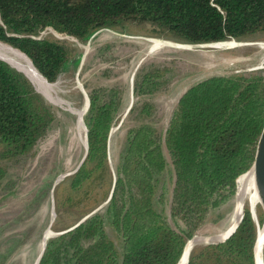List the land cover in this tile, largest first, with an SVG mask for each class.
I'll use <instances>...</instances> for the list:
<instances>
[{
	"label": "trees",
	"instance_id": "obj_1",
	"mask_svg": "<svg viewBox=\"0 0 264 264\" xmlns=\"http://www.w3.org/2000/svg\"><path fill=\"white\" fill-rule=\"evenodd\" d=\"M127 21L150 23L187 45L245 40L264 33V0H0V41L25 54L49 83L63 74L70 50L33 37L52 28L90 41L97 30ZM35 89L23 72L0 61V192L7 164L31 153L57 122L58 110ZM89 97L88 155L62 182L69 193L61 204L84 216L91 188L98 196L108 185L97 206L112 197L78 227L48 240L39 264H177L187 241L235 196L238 179L253 165L264 127V71L199 81L179 99L164 144L152 126L141 124L129 129L119 153L110 135L122 112L115 91ZM137 110L134 105L128 119ZM169 164L170 202L162 190ZM257 237L246 208L226 242L196 247L188 264H254Z\"/></svg>",
	"mask_w": 264,
	"mask_h": 264
},
{
	"label": "rangeland",
	"instance_id": "obj_2",
	"mask_svg": "<svg viewBox=\"0 0 264 264\" xmlns=\"http://www.w3.org/2000/svg\"><path fill=\"white\" fill-rule=\"evenodd\" d=\"M166 37L167 34L159 27L133 21H127L116 29H99L91 36L90 41H80L59 34L52 28L33 37L59 42L70 50L71 57L61 77L55 83L47 81L50 85H58L54 88V96L61 98L66 104L55 105L39 93L49 105L58 110L57 122L31 153L7 164L9 175L4 190L0 192V264H36L44 249L48 230L55 234L50 239L59 237L99 207L106 206L104 204L109 199L108 196L105 202L98 206L97 203L103 196L102 190L108 185L101 188L97 197L91 188L90 196L94 200L82 204L83 213L87 212L84 216H80L81 210L78 213L74 209V212L73 207L67 204L62 207L61 204L69 193L68 182H62L69 176L63 179L61 177L76 171L86 154L77 129L78 117L73 110H81L86 106V94L90 100L89 94L95 90L115 91L119 101L118 109L122 112L111 128L110 135L116 136L115 152L119 153L129 129L141 124L152 126L164 144L165 131L179 99L199 81L212 76L264 71V49L257 45L264 43V33L245 40H234L243 46L233 49L191 45V49L163 47L150 52L152 39L187 45ZM0 45L11 47L1 41ZM86 45H90V50L85 53L83 61L84 49L81 46ZM12 65L27 76L26 71ZM149 77L156 80L152 91L147 84ZM137 89L139 97L135 96ZM131 105L132 108L136 105L138 110L128 119L131 110L127 111ZM143 108L150 113L140 112ZM89 111L90 106L87 113L85 110L83 120ZM126 119L128 127L122 128ZM84 125L83 136L87 149L88 127L86 122ZM164 150L167 152L165 147ZM170 164L162 185V190L166 189L168 192V202L173 187ZM235 203L236 194L219 210L213 211L205 226L194 237L214 238L224 233L231 224ZM249 210L252 211L250 208ZM257 211L260 218H263L259 205ZM263 225L264 223L260 224ZM110 233L117 239L115 232L111 230Z\"/></svg>",
	"mask_w": 264,
	"mask_h": 264
},
{
	"label": "bare ground",
	"instance_id": "obj_3",
	"mask_svg": "<svg viewBox=\"0 0 264 264\" xmlns=\"http://www.w3.org/2000/svg\"><path fill=\"white\" fill-rule=\"evenodd\" d=\"M151 42L153 45L151 44L152 49L150 50V52H153L154 50H157V49H160L163 47H173V48H180V49H191V48H193L191 45H181V44H177V43H173V42H169V41L158 40V39H152ZM257 45H260V47L262 49H264V43L257 44ZM194 46H196V45H194ZM240 46H243V44L238 43V42L233 40V41H228V42L204 45L203 47L204 48H215V49H222V50L224 49L225 50V49L237 48ZM81 47L84 49V57H83V61H84V58L86 56L85 53L90 50V45L81 46ZM199 47H201V46H199ZM0 57H2V59L5 58L6 60L5 59L4 60L6 62L9 61L8 62L9 64L12 63L15 66H18L19 68L26 71L27 76L33 82L32 84H34L38 93H40L41 95L46 97L51 103H53L55 105L66 104V102L64 100L54 96L55 95L54 94V88H57L58 85H50L47 82V80L44 79V77L38 72V70L34 67L33 63L31 62V60L26 55L21 54L19 51L15 50L12 47L0 45ZM79 88H81L80 84H79ZM86 98H85V100H86ZM69 107H70V109H73L72 105H69ZM73 110L76 112L77 117H78L77 129H78L80 139H81L82 143L84 144L85 150H86V140L83 136V132H85L83 115H84L85 110H86V112L88 110V101L86 102V106H84L83 109H81V110L73 109ZM238 180L239 181H238V189H237V193H236V203H235V208H234V213L232 216L231 224H230L229 228L219 236V238L225 239L235 229V227L238 225L240 219L242 218L245 209L247 207H249L252 210L251 213L254 216V220H255L257 228H258V237H257V241H256V246H255V259H256L255 264H264V225L260 226L259 219H258V211H257L258 194L256 191L254 174L252 171H248L247 173L242 175ZM49 233H51V230H48L46 235H48ZM44 241H46V240H44ZM44 244H45V242H44ZM189 248H190V246L188 244V246L184 250V253L181 256L179 264H187L188 263V261L190 259V255H191V250Z\"/></svg>",
	"mask_w": 264,
	"mask_h": 264
},
{
	"label": "water",
	"instance_id": "obj_4",
	"mask_svg": "<svg viewBox=\"0 0 264 264\" xmlns=\"http://www.w3.org/2000/svg\"><path fill=\"white\" fill-rule=\"evenodd\" d=\"M215 44V43H214ZM206 45H209V44H206ZM200 46H204V45H200ZM0 61H3L5 63H7L8 65H10L11 67H13L11 64H9L8 62H6L4 59L0 58ZM32 62V61H31ZM14 68V67H13ZM26 76V75H25ZM28 78V77H27ZM87 95V94H86ZM87 97V101H88V106H90V100ZM132 108V105L129 107L127 113L131 110ZM87 152H88V147L86 149V154H85V157L84 159L82 160L79 168L81 167V165L83 164L86 156H87ZM78 168V169H79ZM77 169V170H78ZM76 170V171H77ZM76 171L70 173V174H67V175H64L63 177H61V179L67 177V176H70L72 174H74ZM249 171H252L253 174H254V181H255V186H256V191H257V194H258V205L261 207L262 209V217L261 218L262 220H264V127H263V130H262V133L260 135V138H259V141H258V144H257V149H256V153H255V157H254V162H253V165L251 167V169ZM59 179V180H61ZM57 183L55 184L54 188L56 187ZM112 197V193L108 199V201L104 204L106 205L110 199ZM103 206L99 207L98 209H96L94 212H92L90 215H88L87 217H85L79 224H77L74 228L78 227L80 224H82L86 219H88L89 217H91L92 215H94L98 210H100ZM251 213V211H250ZM252 215V218L254 220V216L253 214L251 213ZM243 217H244V214L242 216V218L240 219L238 225L235 227V229L225 238V239H220L219 237H214V238H198V237H194L193 239L191 240H188L185 247H184V250L185 248L188 246H190V250L192 252L193 249H195L196 247H200V246H206V245H211V244H219V243H224L226 242L234 233L235 231L237 230V228L239 227L240 223L242 222L243 220ZM73 228V229H74ZM71 229V230H73ZM71 230H68L64 233H67ZM64 233H61L60 235L64 234ZM55 234H53L52 232L49 233L48 235L45 236V244H44V249L43 251L41 252L36 264H39L40 263V260L42 258V255L44 253V250H45V246H46V242ZM184 250L182 252V254L184 253ZM182 256V255H181ZM181 259V257H180ZM180 259L178 261L177 264H179L180 262ZM189 262V261H188ZM256 263V259H255V248H254V264ZM188 264V263H187Z\"/></svg>",
	"mask_w": 264,
	"mask_h": 264
}]
</instances>
